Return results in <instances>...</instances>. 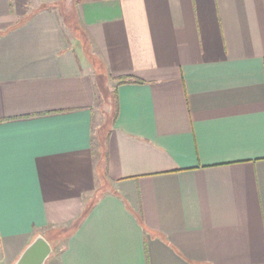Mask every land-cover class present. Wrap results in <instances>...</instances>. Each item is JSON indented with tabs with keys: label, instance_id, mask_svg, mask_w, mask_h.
Wrapping results in <instances>:
<instances>
[{
	"label": "crops",
	"instance_id": "crops-1",
	"mask_svg": "<svg viewBox=\"0 0 264 264\" xmlns=\"http://www.w3.org/2000/svg\"><path fill=\"white\" fill-rule=\"evenodd\" d=\"M48 3L0 0V264H264V0H83L84 52Z\"/></svg>",
	"mask_w": 264,
	"mask_h": 264
},
{
	"label": "rangeland",
	"instance_id": "rangeland-1",
	"mask_svg": "<svg viewBox=\"0 0 264 264\" xmlns=\"http://www.w3.org/2000/svg\"><path fill=\"white\" fill-rule=\"evenodd\" d=\"M76 4L77 0H50V3L46 6L51 7L56 15H58L65 28V34L72 40L75 47L78 50L81 49V52H84V49L86 50L89 48L84 41L80 26L76 22L74 13V7ZM79 57L81 58V61H84L82 54H79ZM97 80L103 96L98 100L99 112H95V117L99 118L97 122L107 125L112 120L114 100L112 97V91L109 89L110 86L108 87L106 83H102L104 81L103 76H98ZM60 248H62V246H59L57 250L59 251Z\"/></svg>",
	"mask_w": 264,
	"mask_h": 264
},
{
	"label": "water",
	"instance_id": "water-1",
	"mask_svg": "<svg viewBox=\"0 0 264 264\" xmlns=\"http://www.w3.org/2000/svg\"><path fill=\"white\" fill-rule=\"evenodd\" d=\"M51 253L50 244L42 236H37L14 264H45Z\"/></svg>",
	"mask_w": 264,
	"mask_h": 264
},
{
	"label": "trees",
	"instance_id": "trees-1",
	"mask_svg": "<svg viewBox=\"0 0 264 264\" xmlns=\"http://www.w3.org/2000/svg\"><path fill=\"white\" fill-rule=\"evenodd\" d=\"M83 0H77V3L82 2ZM126 83H140V81L138 79H130L128 77H121L117 80V85H122V84H126ZM112 97L114 100V105H113V116H112V120L111 122L114 121V118L116 116V100H115V93L112 92Z\"/></svg>",
	"mask_w": 264,
	"mask_h": 264
}]
</instances>
